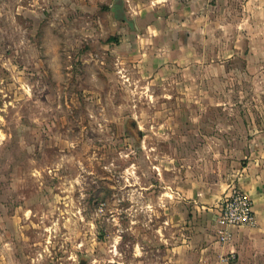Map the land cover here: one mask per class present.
<instances>
[{
  "label": "rangeland",
  "instance_id": "1",
  "mask_svg": "<svg viewBox=\"0 0 264 264\" xmlns=\"http://www.w3.org/2000/svg\"><path fill=\"white\" fill-rule=\"evenodd\" d=\"M142 29L131 0H0V264L159 261L192 215L173 179L213 153L198 132H264L244 49L187 88Z\"/></svg>",
  "mask_w": 264,
  "mask_h": 264
},
{
  "label": "crops",
  "instance_id": "2",
  "mask_svg": "<svg viewBox=\"0 0 264 264\" xmlns=\"http://www.w3.org/2000/svg\"><path fill=\"white\" fill-rule=\"evenodd\" d=\"M131 1L134 24L143 28L136 36L152 43L147 48L151 56L166 58L168 71L180 72L183 87L196 79L205 89L207 77L219 85L221 58L237 57L243 49L253 81L264 79V0ZM216 134L205 141L206 132H198L205 144L199 143V149L207 145L213 153L201 152L176 175L177 183L173 179V193L193 207L182 237L176 243L166 237L159 261L147 257L137 264H264V132L232 137L225 149L220 148L224 137ZM234 186L251 198L255 224L232 228L231 241L222 244L216 217L224 194ZM230 251L234 257L224 259Z\"/></svg>",
  "mask_w": 264,
  "mask_h": 264
},
{
  "label": "built area",
  "instance_id": "3",
  "mask_svg": "<svg viewBox=\"0 0 264 264\" xmlns=\"http://www.w3.org/2000/svg\"><path fill=\"white\" fill-rule=\"evenodd\" d=\"M253 202L251 198L238 187L230 188L220 201V210L216 221L219 228L217 231V242L227 243L232 239V228H250L255 224ZM224 259L234 257L230 251Z\"/></svg>",
  "mask_w": 264,
  "mask_h": 264
}]
</instances>
